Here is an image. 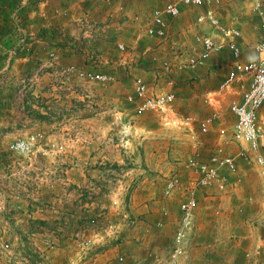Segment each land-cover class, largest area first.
Here are the masks:
<instances>
[{
    "label": "rangeland",
    "instance_id": "374dc122",
    "mask_svg": "<svg viewBox=\"0 0 264 264\" xmlns=\"http://www.w3.org/2000/svg\"><path fill=\"white\" fill-rule=\"evenodd\" d=\"M179 1L110 0V12L96 22L99 30L92 33V42H88L90 38L77 40L75 35L72 36V48L80 55L59 64L47 55L42 78H36L33 82L34 85L48 88L72 87L79 92V103L74 111L81 119L95 118L96 129L104 127L105 122L114 121L110 130H107L112 140L90 145V150L97 154L93 159V169L105 170L109 174L104 175L105 180L101 181L103 186L99 192L90 191L86 195L88 202L99 201L100 206L90 212H86L84 207L79 211L81 217H96L100 223L94 229L86 226V235L96 241L91 251L92 259H87L86 264H120L118 256H124V264H129L144 258L150 251L163 258L168 257L181 216L179 209L182 197L178 194L170 199L165 198V182L172 175H177L184 182L193 178L185 166L193 154L190 133L181 125V119L189 115L201 118L210 112L209 108L184 109L177 98L170 112L136 115L134 106L127 102V96L133 91L135 77H143L153 93L167 90L171 80L175 83L174 88H182L184 83L176 74L190 70L173 67L171 72L165 71L163 62L168 61L173 65L179 61L184 63L199 50L195 41L197 35L219 36L215 28L199 24L196 20L199 14L208 11H214L222 25L238 28L242 33L239 45L243 61L256 58L255 47L261 39L262 28L261 19L253 10L254 0H221L219 6L201 8L181 5L182 13L178 18H166L169 26L167 38L145 34L146 29L152 26L155 9L162 8L167 2ZM104 26H108L109 31L103 30ZM121 43L126 46L125 52L118 49ZM210 59L220 66L218 72L222 74L227 73L232 66L228 49L213 54ZM69 65L79 70L104 72L114 80L105 86L89 85L75 76L63 74V68ZM33 68H38V65L34 64L27 71ZM23 75L12 85L29 86L21 82ZM200 98V95L196 98V104L201 103ZM221 106L227 109L228 103L223 102ZM133 125L141 130L136 131ZM194 130L197 131L196 125ZM210 134H199L202 159L210 154L207 145L213 141L218 143L216 132ZM0 144L5 148L9 143ZM65 144L69 150L74 149L71 141H65ZM236 149V146L228 145L225 151L235 154ZM101 151L113 155L116 153L117 156L111 161L102 162ZM130 170L133 171L125 174ZM223 175L227 180V188L223 192L215 189H199L195 192L198 199L196 217L179 264H262L264 260V181L259 169L238 159L237 170L230 172L224 169ZM143 187L147 189L145 204L155 206L160 203L166 207L165 204L171 202L174 207L172 227L158 250L150 240L152 232H146L149 235L142 238L144 231L151 229L154 223L132 208L133 194ZM96 197L98 200L95 201ZM123 212L128 214V218L123 217ZM78 223L85 224L81 221ZM110 224L114 229L105 231ZM55 245L58 248L57 243ZM60 255L57 264H68L72 258L68 248L66 253Z\"/></svg>",
    "mask_w": 264,
    "mask_h": 264
},
{
    "label": "crops",
    "instance_id": "0c3cea01",
    "mask_svg": "<svg viewBox=\"0 0 264 264\" xmlns=\"http://www.w3.org/2000/svg\"><path fill=\"white\" fill-rule=\"evenodd\" d=\"M109 12L110 0H0V143H9L5 148L0 144V264H57L67 248L74 257L73 235L79 226L80 209L84 207L90 212L100 206L99 201L88 202L86 195L90 191L99 192L104 175L109 173L93 169L97 154L90 150V145L110 142L112 135L107 130L114 121L96 129L95 118L81 119L74 111L79 92L72 87L48 88L33 82L35 78H42L47 55L54 53L58 64L76 57L79 53L72 48V36L77 40L90 38L88 42H92V33L99 30L96 22ZM107 28L104 26L103 30L109 31ZM20 47L23 51L15 55L14 51ZM34 64L38 68L27 71ZM219 68L210 59L203 67L176 74L184 86L174 88V103L178 98L184 109L206 108L201 98L217 91L227 75L219 73ZM22 75L33 77L29 86L12 85ZM199 95L201 103L196 104ZM230 99L231 96L221 99V104H229ZM220 107L232 119L229 109ZM258 119L264 155V104L258 111ZM220 125L216 124V128ZM133 128L141 130L136 125ZM36 131L56 141H71L74 149L67 147L65 154L55 159L41 157L23 173L19 163L8 154L9 146L15 139ZM207 147H210L209 158L217 144L213 141ZM116 156V153H102V162ZM18 188L23 198L15 201L12 191ZM146 190L143 187L133 194L132 208L154 223L142 238L149 235L146 232H152L150 240L158 250L172 227L174 207L171 202L166 207L160 203L145 204ZM164 208L167 215L162 212ZM49 241L57 243L58 248H49ZM4 243L9 248L3 247Z\"/></svg>",
    "mask_w": 264,
    "mask_h": 264
},
{
    "label": "built area",
    "instance_id": "2783aa9c",
    "mask_svg": "<svg viewBox=\"0 0 264 264\" xmlns=\"http://www.w3.org/2000/svg\"><path fill=\"white\" fill-rule=\"evenodd\" d=\"M221 4V0H180L179 2H167L162 8L153 11L152 26L146 29L145 34L159 38H167L169 26L166 17L178 18L182 11L181 5L201 8L210 5ZM253 10L261 19V39L255 47L256 58L248 61L242 60L239 41L242 38L238 28L227 27L220 23L214 11L201 13L197 16L199 24H208L216 29L218 37L211 35H197L195 38L199 50L188 57L183 62H176L175 65L168 61L163 62L165 71L171 72L173 67L188 68L195 70L203 67L209 61L213 54L220 53L228 49L232 56V66L227 72L224 81L219 89L210 92L202 97V102L211 111L201 118L186 116L181 119V125L189 130L191 143V152L193 154L188 158L186 167L193 174L189 182H184L177 175H172L166 179L163 195L165 198H172L180 194V219L174 233L173 243L168 257L150 251L146 256L139 260H134L129 264H179L185 254L186 243L189 234L194 226L198 199L195 192L199 189H215L223 192L227 188V180L223 175V170L230 172L237 170V160L242 159L248 164H252L259 169V173L264 181V155L261 152L263 148L258 111L264 104V0H254ZM22 50V47H20ZM121 52L126 51L124 44H118ZM16 50L14 54H16ZM54 60V53L50 55ZM62 73L66 76H75L76 79L89 85L105 86L112 82L114 78L104 72H89L79 70L73 65L63 68ZM33 77H29L22 82L30 84ZM36 79V78H35ZM174 81L168 82V90L153 93L148 83L143 77H135L133 81V91L127 96V102L134 106L136 115H144L149 112H170L176 101L174 90ZM231 96L228 104L232 120H227L225 113L221 109V99H227ZM221 123L216 128V124ZM195 125L197 131L194 130ZM216 128L218 143L215 153L207 159H202L200 152L199 134L208 135ZM126 136V133H123ZM228 145L237 147L236 153L225 151ZM67 145L65 142L56 141L47 136L42 131H36L15 139L10 143L9 154L19 163V170L25 173L30 167H34L39 158L55 159L65 154ZM12 198L20 201L23 198L20 188L13 189ZM117 204V202H114ZM165 215L167 212L162 211ZM124 218H128L127 213H122ZM85 224L78 226L73 235V241L77 244V252L68 264H86L87 259L92 256L91 251L95 245L92 236L86 235L87 228L99 227V221L96 217L82 216L79 219ZM113 225H108L105 231H112ZM56 243L48 242L49 248H55ZM8 243L3 247L9 248ZM120 264L126 263L124 256H118ZM264 264V260L262 262Z\"/></svg>",
    "mask_w": 264,
    "mask_h": 264
},
{
    "label": "trees",
    "instance_id": "16d2710c",
    "mask_svg": "<svg viewBox=\"0 0 264 264\" xmlns=\"http://www.w3.org/2000/svg\"><path fill=\"white\" fill-rule=\"evenodd\" d=\"M15 1H19V0H13V2H15ZM20 51H23V50H20V48H17L16 49V52H17L16 54L18 55Z\"/></svg>",
    "mask_w": 264,
    "mask_h": 264
}]
</instances>
